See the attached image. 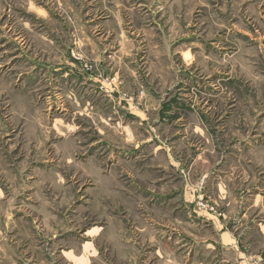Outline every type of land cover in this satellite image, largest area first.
I'll return each mask as SVG.
<instances>
[{"label":"rangeland","instance_id":"374dc122","mask_svg":"<svg viewBox=\"0 0 264 264\" xmlns=\"http://www.w3.org/2000/svg\"><path fill=\"white\" fill-rule=\"evenodd\" d=\"M213 221L264 264V0H0V264H232Z\"/></svg>","mask_w":264,"mask_h":264},{"label":"crops","instance_id":"0c3cea01","mask_svg":"<svg viewBox=\"0 0 264 264\" xmlns=\"http://www.w3.org/2000/svg\"><path fill=\"white\" fill-rule=\"evenodd\" d=\"M213 223V229L215 231V234L217 235V240L214 241L213 249H217L218 251L222 248L225 249L226 252H232L235 254V257L232 260V264H246V261H244L243 253L244 248L237 244L235 235L229 231L226 227H219V224L215 221ZM219 227V228H218ZM217 247V248H216ZM227 263L228 260H226Z\"/></svg>","mask_w":264,"mask_h":264}]
</instances>
